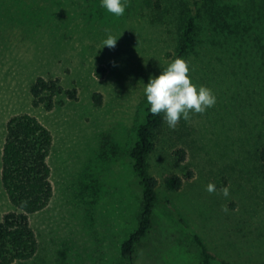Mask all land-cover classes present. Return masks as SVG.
Returning <instances> with one entry per match:
<instances>
[{"label":"rangeland","instance_id":"obj_1","mask_svg":"<svg viewBox=\"0 0 264 264\" xmlns=\"http://www.w3.org/2000/svg\"><path fill=\"white\" fill-rule=\"evenodd\" d=\"M217 2L230 4V15L252 12L251 0ZM126 5L116 17L100 0H0V220L14 208L1 181L7 121L29 113L53 135V196L30 215L39 250L14 264H127L120 248L141 204L129 151L143 88L174 60L190 8H198L197 29L184 60L192 83L210 88L216 103L175 129L165 122L157 134L149 172L158 198L133 264H203L195 235L211 264H264V180L255 155L264 143V42L216 35L230 31L216 0ZM108 35L117 39L112 48L103 47ZM39 75L60 77L77 99L35 106L29 87ZM172 174L183 177L179 190L164 183Z\"/></svg>","mask_w":264,"mask_h":264},{"label":"trees","instance_id":"obj_2","mask_svg":"<svg viewBox=\"0 0 264 264\" xmlns=\"http://www.w3.org/2000/svg\"><path fill=\"white\" fill-rule=\"evenodd\" d=\"M251 2L252 12L249 10L244 13L236 9L234 15H230L232 6L216 0L217 15L222 19L223 26L227 25L230 28L227 36L221 30H218L216 35L225 41L238 40L244 35L254 40L255 36V40L263 43L264 0ZM197 16L198 8L195 13L190 8L185 16L188 18L182 23L183 30L175 58L184 59L194 44ZM247 22L249 23L246 24ZM261 53L264 55V44ZM29 90L33 104L47 109L63 104L65 100H76L78 97L77 89L66 88L58 76L39 75L31 82ZM99 96L96 94V99ZM97 101L100 102V99ZM164 123L162 114L152 115L149 105L145 102L142 118L136 126L135 139L129 151L132 168L141 189V204L137 227L124 239L120 248L122 259L127 264H133L138 244L153 225V214L158 198L157 180L150 175L149 158L156 147L157 134ZM263 135L264 132H261V136ZM52 147L51 130L36 116L29 113L16 114L7 121L1 155V181L14 208L5 213L0 220V264H14L38 253V238L31 225L30 215L44 209L53 196L51 168L48 163ZM255 155L261 165L264 180V143L257 146ZM183 181L182 176L172 174L165 178L164 183L170 190H179ZM194 238L200 248L203 264H211L214 256L199 236L195 235ZM223 264L229 263L223 261Z\"/></svg>","mask_w":264,"mask_h":264},{"label":"clouds","instance_id":"obj_3","mask_svg":"<svg viewBox=\"0 0 264 264\" xmlns=\"http://www.w3.org/2000/svg\"><path fill=\"white\" fill-rule=\"evenodd\" d=\"M126 0H100V7L116 17L126 11ZM117 39L111 35L103 41V47L112 48ZM102 47V48H103ZM189 65L183 58L172 60L158 75L149 76L143 92L152 115H161L170 129H175L181 119L188 121L192 114H203L216 103V96L206 86L197 87L189 76ZM208 192H215V185H207ZM222 194L228 197V186ZM227 211V209H224Z\"/></svg>","mask_w":264,"mask_h":264}]
</instances>
